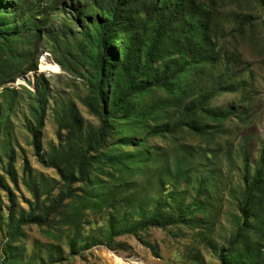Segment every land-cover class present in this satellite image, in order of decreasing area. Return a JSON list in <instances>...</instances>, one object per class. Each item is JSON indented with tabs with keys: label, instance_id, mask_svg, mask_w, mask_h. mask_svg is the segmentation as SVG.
Instances as JSON below:
<instances>
[{
	"label": "rangeland",
	"instance_id": "374dc122",
	"mask_svg": "<svg viewBox=\"0 0 264 264\" xmlns=\"http://www.w3.org/2000/svg\"><path fill=\"white\" fill-rule=\"evenodd\" d=\"M202 1L209 6V0ZM1 2L9 18L29 20L40 37L13 43L12 53H3L0 60L2 68L14 66L17 73L14 80L0 85V178L17 196L12 218L9 194L0 186V264H125L113 259L114 252L122 257L141 256L144 264H220L218 252L229 245L241 220L243 152H248L253 172L260 166L264 144V13L258 1L218 0L219 11L251 14L255 25L247 28L243 37L227 35L224 40L226 49L241 55V69L234 67L232 72L241 73L239 79L246 85L212 100V108L233 106L236 113L213 143L189 130L152 136L149 130L155 122L139 126L133 119H119L110 143L117 144V155L140 156L141 162L129 171H116L114 177L99 174L98 178L91 170V182H77L74 187H80L79 195L87 192L89 205L95 206L86 208L78 219L74 213L81 208L80 201L67 199L60 217L42 228L22 227L21 237L14 242L10 232L15 222L30 210L43 214L64 189L58 169L51 167L53 161L62 159L66 170L77 176L73 163L79 151L69 131L60 127L67 110L76 108L82 116L83 146L92 141L100 124L87 105L88 79L94 69L83 59L86 31L80 27L93 30L90 16L96 13L89 0ZM224 19L229 23V17ZM233 26L227 25L226 31ZM19 52L27 54L32 65H38L37 70L26 73L27 66L14 60ZM59 60L67 67H61ZM213 71L222 73L223 66ZM186 78L199 81L190 74ZM165 97L162 91L148 93L141 107L151 108ZM40 100L45 101L46 117L41 128L42 150L37 155L30 128L38 126ZM176 119L177 113L170 110L161 114L157 123L169 128ZM126 137L133 142L119 143ZM139 151L141 155L136 154ZM12 155L18 188L6 173ZM180 161L186 175L177 171ZM187 209L190 212L182 222L166 229L151 227L141 232V238L111 234L155 213L178 217Z\"/></svg>",
	"mask_w": 264,
	"mask_h": 264
},
{
	"label": "trees",
	"instance_id": "16d2710c",
	"mask_svg": "<svg viewBox=\"0 0 264 264\" xmlns=\"http://www.w3.org/2000/svg\"><path fill=\"white\" fill-rule=\"evenodd\" d=\"M89 1L96 13V16H90L93 30L84 25L80 27L86 31L84 45L87 48L83 59L94 69L88 79L90 96L87 105L100 124L92 141L83 146L80 138L82 116L76 108L67 110L60 127L69 131L72 143L79 151L73 163L77 176L66 170L62 159L53 161L51 167L58 169L63 191L43 214L30 210L22 215L10 232L11 242L21 237L22 227L42 228L49 225L52 218L60 217L67 199L80 201L81 208L74 213L78 219L86 208L95 206L96 203L89 205L91 200L87 192L79 195L80 187H74L77 182L90 183L91 170L96 171L97 177L99 174L114 177L116 171H129L135 163L141 162L140 156L116 154L117 144L109 140L117 120L133 119L132 122L139 126L155 122L156 125L149 130L152 136L189 130L211 144L224 132L226 121L236 114L233 106L212 108V100L223 92L246 85L244 80L239 79L241 73L235 75L232 72L234 67L241 69V55L237 50L226 49L224 40L227 35L231 38L243 37L247 28L255 25V17L251 14L219 11L218 0H209V6L202 0ZM257 1L264 13V0ZM4 9L0 0V60L3 53H12L13 43L40 37L37 26L31 25L29 20L9 18ZM226 17H229V23L224 19ZM231 24L234 26L227 32L226 27ZM262 27L264 29V17ZM14 60L27 66L26 73L38 68L37 64L32 65L27 54L16 53ZM58 64L67 67L63 61L59 60ZM220 65L223 66V72L214 73L213 70L216 71ZM188 74L191 77L198 76L199 81H189L186 78ZM16 75L14 66L2 68L0 63V85L14 80ZM153 91H162L166 97L151 108L141 107L146 94ZM43 102L40 100L36 112L38 126L30 128L37 155L42 150L41 128L46 117V105ZM170 110L177 113L172 126L167 128L163 123H157L159 116ZM132 142L126 137L119 143ZM140 152L136 154L141 155ZM10 159L6 173L11 183L18 188L15 156L12 155ZM181 163H178L177 171L182 176L187 172ZM242 164L244 190L239 206L241 220L229 245L218 252L220 264H264V144L257 170L252 172L250 156L245 150ZM27 168L30 169L28 162ZM0 186L9 194L10 216L13 218L17 196L4 178H0ZM97 197L100 198V195ZM189 212L187 209L178 217L165 212L155 213L131 228L111 234L114 237L128 233L141 238V232L151 227L166 229L177 225ZM72 245L74 252L75 246Z\"/></svg>",
	"mask_w": 264,
	"mask_h": 264
},
{
	"label": "bare ground",
	"instance_id": "6f19581e",
	"mask_svg": "<svg viewBox=\"0 0 264 264\" xmlns=\"http://www.w3.org/2000/svg\"><path fill=\"white\" fill-rule=\"evenodd\" d=\"M45 67V66H44ZM113 259L117 262H122L125 264H144L145 260L141 256H128V257H122V256H117L114 253H111Z\"/></svg>",
	"mask_w": 264,
	"mask_h": 264
}]
</instances>
